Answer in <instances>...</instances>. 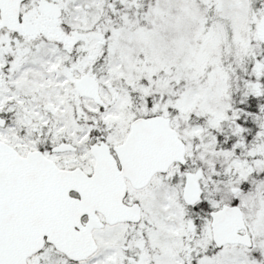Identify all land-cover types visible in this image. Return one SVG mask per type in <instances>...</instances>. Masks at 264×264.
I'll return each mask as SVG.
<instances>
[{
  "label": "snow or ice",
  "instance_id": "snow-or-ice-1",
  "mask_svg": "<svg viewBox=\"0 0 264 264\" xmlns=\"http://www.w3.org/2000/svg\"><path fill=\"white\" fill-rule=\"evenodd\" d=\"M0 264H264V0H0Z\"/></svg>",
  "mask_w": 264,
  "mask_h": 264
}]
</instances>
